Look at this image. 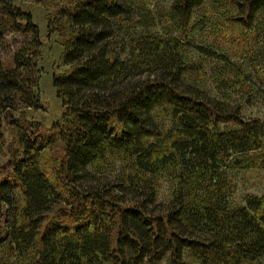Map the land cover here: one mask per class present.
Wrapping results in <instances>:
<instances>
[{
    "label": "trees",
    "instance_id": "1",
    "mask_svg": "<svg viewBox=\"0 0 264 264\" xmlns=\"http://www.w3.org/2000/svg\"><path fill=\"white\" fill-rule=\"evenodd\" d=\"M213 8L264 47V0H170L166 33L132 0H61L63 110L46 126L23 115L42 108L39 27L0 0V37L20 38L0 58V264H264V194L236 195L264 168V114L245 113L264 67L236 93L206 73L207 55L227 60L201 38Z\"/></svg>",
    "mask_w": 264,
    "mask_h": 264
},
{
    "label": "rangeland",
    "instance_id": "2",
    "mask_svg": "<svg viewBox=\"0 0 264 264\" xmlns=\"http://www.w3.org/2000/svg\"><path fill=\"white\" fill-rule=\"evenodd\" d=\"M16 3L29 10L33 16L34 22L40 30L42 47L40 56L38 58V65L40 67V82L39 94L42 101V108L40 109H26L24 116L27 119H35L41 121L46 126L60 118L63 107L55 95L54 87L52 86V74L64 70L59 64V57L62 51L63 33L57 30L53 31L47 26V17L49 13L53 12L61 0H14ZM134 4L140 5L149 15L157 20L151 21L154 25L156 33H166L169 30V23L163 18L166 14V8L170 0H132ZM208 5V4H207ZM211 8V6H210ZM214 9V8H213ZM214 18L212 23L206 26V30L201 33V38L206 42H215L210 45L211 49L216 52H222L226 55L227 60L222 62L215 55H207L208 62L214 63L215 66L208 68V74H213L215 70H222L224 74L232 76L227 82L228 92H239L247 89L246 83L260 84L255 76V67L263 69L264 67V47L263 44H246L235 37L232 33H227L223 26L222 14L218 10L210 9ZM159 18V19H158ZM156 22V23H155ZM51 30V31H50ZM227 31H229L226 28ZM64 34H67L64 31ZM200 40V35L197 37ZM19 35L11 32H5L0 37V58H6L11 55L19 44ZM258 69V70H259ZM245 76V77H244ZM225 89V85L221 89ZM253 90V89H252ZM214 91V88H213ZM251 91V89H249ZM246 115L264 114V103L257 106H248L245 108ZM10 128L6 129V139L9 142L13 136ZM10 141V145H11ZM58 152V150H57ZM44 158L46 162L49 157L54 154V151H45ZM2 158L0 159V161ZM237 193L264 194V168L253 169L241 172L236 176Z\"/></svg>",
    "mask_w": 264,
    "mask_h": 264
}]
</instances>
